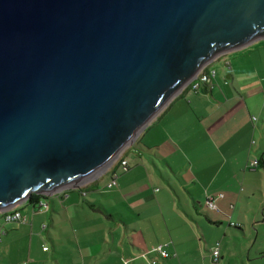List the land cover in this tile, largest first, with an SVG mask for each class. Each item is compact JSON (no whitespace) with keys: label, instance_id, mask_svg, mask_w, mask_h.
Wrapping results in <instances>:
<instances>
[{"label":"water","instance_id":"95a60500","mask_svg":"<svg viewBox=\"0 0 264 264\" xmlns=\"http://www.w3.org/2000/svg\"><path fill=\"white\" fill-rule=\"evenodd\" d=\"M263 39L264 0H0V213L81 188Z\"/></svg>","mask_w":264,"mask_h":264},{"label":"crops","instance_id":"0c3cea01","mask_svg":"<svg viewBox=\"0 0 264 264\" xmlns=\"http://www.w3.org/2000/svg\"><path fill=\"white\" fill-rule=\"evenodd\" d=\"M229 79L218 71L213 88L189 84L175 96L107 171L114 189L99 187L103 174L48 197L47 211L20 205L29 223L3 224L0 213V264H148L142 255L159 246L171 257L150 254L156 264H209L202 239L241 223L245 264H264V93L254 88L251 102L234 69ZM217 194V210L205 207Z\"/></svg>","mask_w":264,"mask_h":264},{"label":"rangeland","instance_id":"374dc122","mask_svg":"<svg viewBox=\"0 0 264 264\" xmlns=\"http://www.w3.org/2000/svg\"><path fill=\"white\" fill-rule=\"evenodd\" d=\"M209 67L211 68L210 71H215V72L219 71V73H221L222 75V78L226 79L228 82H232V79L231 80L229 79V74L233 75V69H234V74L236 75L237 84H239L240 88L243 91L250 92L251 95L250 101L253 102L254 88L261 85L262 91L264 93V39L252 43L240 50H235L224 55L223 54L219 55V57H216L212 61L211 66ZM262 99H264V97ZM130 146L131 145L128 144L125 147V149L122 151V153L119 154V157H117V159L114 162H112L107 168H104L100 172L99 176L103 174L105 176L103 181L99 183V187L103 188L102 189L103 191L108 192L109 190L114 189L116 187V185L114 187H108V184H110L113 180L111 174H108L107 171L111 169L112 165H115L122 158V154ZM95 178L96 177L92 178L91 180H89L88 182L84 183L81 186L84 187L87 183H90ZM108 197H111V195H108ZM100 198L102 200L105 199L103 196ZM2 223L3 224L5 223L4 215L2 218ZM8 225H13V224H8ZM218 227L220 229L222 228L223 232H220L219 230L216 229V232L213 235H208V240H203L201 234H199V238L202 239L204 245H206V242L209 245L204 252V256L209 258L208 263L216 264L213 260L212 252L214 248H218L219 243H220L219 250L222 252V257H224V260L222 259L221 263L219 264H223V263L245 264L246 262H244L243 257H245L246 261L248 262V257L246 256V254L243 256L245 225L241 223L240 229L230 228L228 224H223L222 226H218ZM229 228L231 230L233 229L232 230L233 233L232 234L229 233L230 237L227 239V247L224 242V247L222 248L221 242L223 241L224 233ZM1 230H5L4 227ZM211 236H214L216 238L215 241H213V237H212L211 243L213 242V245H210L211 243L209 241ZM259 240L262 241V235H260ZM253 243L254 241L250 243L251 244L250 246H252ZM148 259H149L148 264H151L152 263L151 261L153 260L151 259V257H148Z\"/></svg>","mask_w":264,"mask_h":264},{"label":"built area","instance_id":"2783aa9c","mask_svg":"<svg viewBox=\"0 0 264 264\" xmlns=\"http://www.w3.org/2000/svg\"><path fill=\"white\" fill-rule=\"evenodd\" d=\"M206 66L201 70V72L198 74V77L196 80H193L190 85L192 88L196 91L200 89L202 85L206 86L207 88H213V81L216 76L215 71H209L208 73L204 71ZM254 121L256 119L254 118ZM122 164L124 166H127V162L123 161ZM251 167L253 169H257L259 167V161L255 160L252 162ZM117 184L116 180H113L110 184H108V187H114ZM224 196L222 194H217V195H209L207 198V202H205V205L208 209L210 210H217L216 202L217 200L223 199ZM49 202L48 201H43L40 203L38 207L32 206L30 207L27 211L29 215H34L38 214L43 211L49 210ZM4 219L6 224H26L29 223V217L26 215H23L21 213V210L15 209L9 212H4ZM264 220V219H263ZM231 225L234 227V224L231 223ZM47 225H43L42 229H45ZM6 235L5 230H0V235ZM220 243L218 244V248H214L212 255H213V260L216 264L220 263L221 260V255H220ZM48 247H44V251H47ZM160 255L164 259H168L171 257L170 253H168L163 246H159L157 248H154L153 250L149 251L148 253H145L142 255L144 259H148V256L152 253H155ZM127 264V263H126ZM151 264H156L155 261H152Z\"/></svg>","mask_w":264,"mask_h":264},{"label":"trees","instance_id":"16d2710c","mask_svg":"<svg viewBox=\"0 0 264 264\" xmlns=\"http://www.w3.org/2000/svg\"><path fill=\"white\" fill-rule=\"evenodd\" d=\"M48 197L44 196V195H37V194H33L32 196H30L29 200L26 202L27 207L30 208L32 206L38 207L40 205L41 202L46 201ZM206 207V205H205ZM100 210L105 211L104 208H99ZM111 215V214H109ZM236 226V225H234ZM236 228V227H235Z\"/></svg>","mask_w":264,"mask_h":264}]
</instances>
